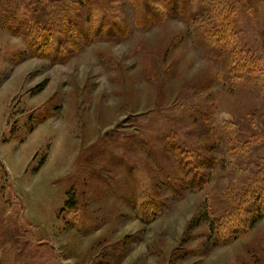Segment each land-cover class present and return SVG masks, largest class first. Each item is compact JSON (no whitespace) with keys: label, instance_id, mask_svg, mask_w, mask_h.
I'll return each instance as SVG.
<instances>
[{"label":"rangeland","instance_id":"rangeland-1","mask_svg":"<svg viewBox=\"0 0 264 264\" xmlns=\"http://www.w3.org/2000/svg\"><path fill=\"white\" fill-rule=\"evenodd\" d=\"M35 1L0 0V264H264V219L225 244L203 216L264 159V0H218L238 9L252 70L224 42L217 0L171 13L160 0L97 13L39 0L68 41L46 58L25 38ZM103 16L116 24L94 37ZM198 155L220 163L190 190L179 165ZM146 198L161 211L148 224Z\"/></svg>","mask_w":264,"mask_h":264},{"label":"trees","instance_id":"trees-1","mask_svg":"<svg viewBox=\"0 0 264 264\" xmlns=\"http://www.w3.org/2000/svg\"><path fill=\"white\" fill-rule=\"evenodd\" d=\"M82 1L85 6L96 13L103 9L104 4L108 3L106 0ZM160 1L166 4L164 7L168 13H171L173 8L180 4L179 0ZM172 1L174 4L171 6L169 2ZM216 2L218 3L214 5H216L217 12L221 17L219 23L225 25V28L221 31L224 42L234 49L236 58L245 61L250 70L255 69V61L252 57L246 55L249 52L240 46L238 36L233 30L232 25L238 9L234 5H227V2H220L218 0ZM38 3L39 0H36L34 3L33 13L30 15L33 23L30 22L29 31L25 33V38L32 56L46 58L50 57L52 53L58 52L59 54L61 48L68 41L57 37L58 33L54 30L53 26L55 21L53 19L49 20V15L42 8L38 9ZM26 4L29 6L31 1H28ZM183 4H186V1H183ZM103 19V24L98 28L94 27L92 30L94 37H99L100 34L110 36L104 28L116 24L115 22L111 23L110 19L106 16H103ZM156 20H158V17L152 12L145 22L138 21V25H150L151 22L149 21ZM69 22L78 31L80 36L86 37V33H82L79 29L78 17L70 16ZM16 32L24 35L21 29H17ZM55 47H57V50H54ZM176 151H179L181 156H185L186 153H192L191 151L186 152V148L181 146ZM219 163L220 161L217 159L212 160L210 157L207 158L199 155L195 163L191 159L180 163L179 172L182 177L183 186L190 190H202L204 184H207L210 178L207 171ZM245 171L250 174V182L239 189L234 190L228 187L220 194H217L213 202L214 205L208 206L206 215H203L209 218L208 231L212 230V233L221 238L225 244L245 234L257 221L264 219V159L253 161L250 166H246ZM160 213V207L154 198H146L138 208V218L147 224L152 221V214L159 215Z\"/></svg>","mask_w":264,"mask_h":264},{"label":"bare ground","instance_id":"bare-ground-1","mask_svg":"<svg viewBox=\"0 0 264 264\" xmlns=\"http://www.w3.org/2000/svg\"><path fill=\"white\" fill-rule=\"evenodd\" d=\"M44 24V23H43ZM31 31V30H30ZM31 33V32H30ZM36 40V39H35ZM252 63V62H251ZM251 66V65H250ZM185 172V171H184ZM202 179V178H201Z\"/></svg>","mask_w":264,"mask_h":264}]
</instances>
